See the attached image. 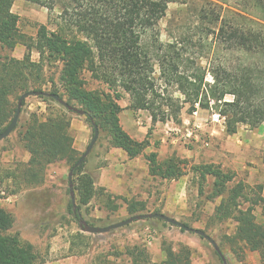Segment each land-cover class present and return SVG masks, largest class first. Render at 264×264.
<instances>
[{
    "label": "trees",
    "instance_id": "obj_1",
    "mask_svg": "<svg viewBox=\"0 0 264 264\" xmlns=\"http://www.w3.org/2000/svg\"><path fill=\"white\" fill-rule=\"evenodd\" d=\"M14 1L0 0V48L12 51L22 45L25 51L21 58L0 54V132L9 124L23 92L48 88L45 67L56 61L64 65L67 102L73 101L84 110L92 134L91 120L99 133H104L108 145L120 148L129 158L141 155L149 141L137 140L121 127L118 114L124 108L118 101L125 94V108L134 113L146 111L152 124L180 123L185 107L188 114L197 108L219 114L227 134L237 132L240 125L256 128L264 123V18L252 17L249 10L260 11L264 17V0H245L249 7L244 9L246 13L224 6L222 0H24L48 12L58 9L54 28L40 24L35 36L20 30L19 16L12 11ZM176 2L192 11L194 30L191 35L177 36L169 30L170 19L165 29L169 40L164 41L160 23L169 5ZM33 50L39 54L38 60L32 59ZM84 72L104 88L87 90ZM35 97L57 108L46 115L32 112L23 124L19 116L14 130L19 127L18 140L30 157L3 176L11 179L15 188L41 181L45 166L51 162L65 159L73 166L79 158L69 134L68 113L73 111L50 97ZM24 104L25 100L20 113ZM144 157L149 175L166 180L189 175L197 196L204 195L208 201L219 198L211 221H233L230 242L257 252L264 264V223H258L254 214L257 205H264L260 184L237 179L234 171L213 162L194 163L175 154L160 160L156 151ZM84 163L85 159L74 168L72 178L75 208L70 201L69 211L77 223L82 218L93 225L81 216V208L97 197L109 211L117 210L114 201L121 199L128 215L160 212L148 210L141 200L113 196L103 187H95ZM15 188L11 194L17 192ZM14 222L13 214L0 206V264H41L35 246L13 230ZM94 235L80 229L70 233L67 256L88 255ZM218 246L224 256L222 244ZM161 250L164 258L153 261L142 244L134 243L94 252L89 264H192L187 246L174 249L162 240Z\"/></svg>",
    "mask_w": 264,
    "mask_h": 264
},
{
    "label": "rangeland",
    "instance_id": "obj_2",
    "mask_svg": "<svg viewBox=\"0 0 264 264\" xmlns=\"http://www.w3.org/2000/svg\"><path fill=\"white\" fill-rule=\"evenodd\" d=\"M222 1H225L226 5L224 6L236 11L243 12L242 10L249 8L245 0ZM185 6L186 4L178 2L169 5L167 14L160 23L162 40H169V35L165 29L167 28V21L170 19H172V25L169 30L173 29L175 35H191L195 26L194 15H192V11H186ZM249 10H251L252 17L258 18L259 16L264 18L260 11H254L251 8ZM12 11L19 16L18 26L20 30L30 36H35L37 27L40 24H46L48 28L53 29L52 23L57 20L58 13V9L48 12L46 8L24 0H15ZM244 12L246 13V10ZM12 51L0 48V54L2 55H12ZM31 56L34 60L39 58V54L35 50L31 52ZM202 64H205V62L202 61ZM63 67L64 65L61 61L46 65L45 74L49 83L48 88L44 90L50 92L51 90H56L66 100L68 95L63 77ZM82 78L85 81L87 90H101L104 88L102 83L92 79L87 72L82 73ZM175 95L177 94L175 93ZM226 98L231 99L230 96ZM70 104L80 108L73 101ZM118 104L124 108L118 114L121 127L126 132L138 134L140 137L146 132L154 142V148L151 150L146 148L141 155L144 156V154L156 150L160 160L175 154L194 163L209 162L211 157H207V154L210 153L211 147L205 134L200 133L199 141H189L181 137V134L185 132L183 130L181 132L177 131V134L174 131L165 134L162 128L163 122L152 124L146 111L134 113L124 107L128 104V95L125 94L118 101ZM22 108L20 124H23L32 112L46 115L49 112H54L57 107L53 103H47L35 96H29L25 99V104ZM185 110L186 107L182 110L181 118L184 117ZM68 115L70 117L69 134L73 138L72 146L79 157L92 137V130L83 115L75 112H69ZM244 127L250 128L247 125L239 126V128ZM18 130L19 127L0 141V190L4 191L3 195L0 193V206L13 214L15 219L13 230L18 232L23 230L25 235L31 238L38 252L39 259L43 260L42 263L46 260H59L60 264H87L94 252L112 248L122 249L124 246L134 243L142 244L152 258L160 260L164 257V252L161 250V242L165 240L171 243L174 249H177L179 245L189 247L192 253V264H222L212 245L206 239L200 238L199 235L192 232L180 231L177 226L169 223L162 224L152 219L134 221L110 232L94 235L91 239L88 256H71L72 258H67L66 241H68V236L79 229L78 223L69 211L71 200L67 175L72 162L70 163L65 159L56 160L45 166L41 181L33 180L28 184L21 183L19 185L20 188L11 186V179H3L4 174L15 168L19 163L22 164L28 161L26 158L28 152L18 140ZM162 136H164L163 143L160 141ZM172 138H174L173 142H171ZM205 141H208L209 146L204 145ZM106 145L108 146V143L104 133H99L95 145L85 158V170L92 172L98 166L99 159H96L94 155ZM21 164L18 165V168ZM183 180L187 182L185 188L181 191V196H179L180 192L177 194V203L173 202L174 196L169 193L173 183L167 181L164 186L166 195H164L162 204L159 207L151 206L149 209L151 211L158 209L168 216L186 222L191 227L204 230L217 244H222L227 264H263L257 252L249 251L241 248L239 244L230 242L229 238L235 227L233 221L227 220L222 223L211 221L213 208L220 199L208 201L204 198V195L197 196L196 186L190 183L189 177L179 178L177 185L182 187ZM13 188L17 192L11 194L10 192ZM7 195H10V199H3ZM114 202L118 205L117 210L109 211L101 198H94L87 206L81 208V216L92 222L93 225L101 226L126 218L128 214L123 203L116 200ZM182 202L186 204L184 207H181ZM152 205L155 204L152 203ZM254 214L258 223H264L263 204L255 207ZM148 231L153 233V238L150 242L146 241Z\"/></svg>",
    "mask_w": 264,
    "mask_h": 264
},
{
    "label": "crops",
    "instance_id": "obj_3",
    "mask_svg": "<svg viewBox=\"0 0 264 264\" xmlns=\"http://www.w3.org/2000/svg\"><path fill=\"white\" fill-rule=\"evenodd\" d=\"M22 47V45H17L13 49L11 56L21 58L25 51V48ZM194 112L191 114L184 113L185 115L181 118L180 123L173 121L162 123L165 134L174 130L178 132H181V130L185 131L191 124L195 123L199 126L200 133L205 134L209 139L211 147L210 153L207 154V157H211L209 158V163L220 164L223 169L234 171L237 179H241L250 185L260 184L262 186L261 195L264 197V123L256 128H239L237 132L227 134L223 119L216 121L212 118L213 111L197 108ZM127 133L137 140L147 138L149 141L147 148L150 150L154 148V142L146 132L141 137L138 134ZM183 135L184 133L181 134V137ZM173 139H171V142H173ZM160 141L164 142V136L160 138ZM94 157L99 159V163L89 173L94 179L95 187H103L105 192L113 196H124L128 199L141 200L145 202L148 210H151L149 209L151 206L159 207L162 204L164 195H166L164 186L167 181L173 183L169 193L174 196L173 202L175 203H177L178 192H180L179 196H181V191L185 188L187 182L183 180L182 187H180L177 185L178 179L166 180L151 176L148 173V163L143 155L129 158L120 148L110 147L109 145L104 146ZM26 158L28 160V153ZM85 171L88 172L87 170ZM183 177H189V175ZM115 200L121 201L126 210V204L121 199ZM152 203L155 205H152ZM185 205V202L181 203V207ZM19 233L24 240L33 244L31 238L25 235L23 230ZM66 247L67 249L69 247L68 241H66ZM72 257L68 256L67 258ZM152 260L160 261L155 260L154 257ZM42 264L60 263L59 260H46Z\"/></svg>",
    "mask_w": 264,
    "mask_h": 264
},
{
    "label": "water",
    "instance_id": "obj_4",
    "mask_svg": "<svg viewBox=\"0 0 264 264\" xmlns=\"http://www.w3.org/2000/svg\"><path fill=\"white\" fill-rule=\"evenodd\" d=\"M29 96L50 97V98L54 99L56 102H58L59 104L63 105L68 110L75 112L76 114H79V115L85 114L84 110H82L81 108H78L72 104H69L58 93L45 91V90H29V91L23 92L19 96L13 117L11 118L9 124L5 127V129L2 132H0V141L2 139L6 138L14 130V128L18 122L19 116H20L22 102H23V100H25ZM91 124L93 125L92 137H91L90 141L88 142L87 146L85 147L84 151L81 153V155L79 156V158L75 162V164L70 168L68 175H67L68 189H69L70 200H71V204H72L73 208H75V198H74L73 181H72L73 170L76 166L80 165L83 162V160L88 156V154L91 152V150H92L93 146L95 145V143L98 139V136H99V130L92 120H91ZM144 219H161V220H163V221H165L171 225L177 226L178 228L183 229L187 232H192V233H195V234L201 236L202 238L206 239L212 245L213 249L218 253L219 257L221 258L223 264H227L226 259L223 256V254L221 253L217 242L209 234H207L202 229H198V228L188 226V225L184 224L182 221H180L174 217L168 216L162 212L152 211V212L135 213V214H131V215L127 216L126 218H124L122 220H119V221H116V222H113V223H110L107 225H103V226L92 225V224L87 223L84 219L79 218L78 219V227H79L80 231H82V232H86V233H90V234H102V233H107V232H110V231L115 230L117 228L123 227L127 224L134 222V221L144 220Z\"/></svg>",
    "mask_w": 264,
    "mask_h": 264
},
{
    "label": "built area",
    "instance_id": "obj_5",
    "mask_svg": "<svg viewBox=\"0 0 264 264\" xmlns=\"http://www.w3.org/2000/svg\"><path fill=\"white\" fill-rule=\"evenodd\" d=\"M195 113V112H193ZM212 118L216 121H218L219 119H223L221 116H219V114L217 113H213L212 114ZM174 133L177 134L178 132L176 130H174ZM200 129L199 126L194 124H191L184 132V135L182 136L184 139L186 140H191V141H199L200 140ZM204 145H208V141L204 142ZM0 193L3 195L4 191L0 190ZM3 199L9 200L10 199V195L4 196ZM153 233L151 231H148L147 233V237H146V241L150 242L151 239L153 238Z\"/></svg>",
    "mask_w": 264,
    "mask_h": 264
}]
</instances>
